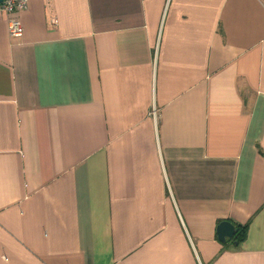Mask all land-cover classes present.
I'll list each match as a JSON object with an SVG mask.
<instances>
[{
	"label": "crops",
	"instance_id": "crops-1",
	"mask_svg": "<svg viewBox=\"0 0 264 264\" xmlns=\"http://www.w3.org/2000/svg\"><path fill=\"white\" fill-rule=\"evenodd\" d=\"M18 18L10 36L0 13V264H264V0Z\"/></svg>",
	"mask_w": 264,
	"mask_h": 264
},
{
	"label": "built area",
	"instance_id": "built-area-1",
	"mask_svg": "<svg viewBox=\"0 0 264 264\" xmlns=\"http://www.w3.org/2000/svg\"><path fill=\"white\" fill-rule=\"evenodd\" d=\"M29 0H2L0 2V13H5L7 19V29L10 36L18 37L22 34L23 26L18 18L19 12L27 8ZM151 115L156 117L155 106H152Z\"/></svg>",
	"mask_w": 264,
	"mask_h": 264
},
{
	"label": "water",
	"instance_id": "water-1",
	"mask_svg": "<svg viewBox=\"0 0 264 264\" xmlns=\"http://www.w3.org/2000/svg\"><path fill=\"white\" fill-rule=\"evenodd\" d=\"M1 1L2 0H0V2ZM235 232V226L227 220L219 222L216 226V236L221 242H225L227 239H232Z\"/></svg>",
	"mask_w": 264,
	"mask_h": 264
},
{
	"label": "trees",
	"instance_id": "trees-1",
	"mask_svg": "<svg viewBox=\"0 0 264 264\" xmlns=\"http://www.w3.org/2000/svg\"><path fill=\"white\" fill-rule=\"evenodd\" d=\"M235 235L233 236V239L235 241H241L244 239L245 235H246V225H242V226H237L235 225Z\"/></svg>",
	"mask_w": 264,
	"mask_h": 264
}]
</instances>
